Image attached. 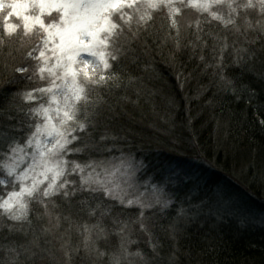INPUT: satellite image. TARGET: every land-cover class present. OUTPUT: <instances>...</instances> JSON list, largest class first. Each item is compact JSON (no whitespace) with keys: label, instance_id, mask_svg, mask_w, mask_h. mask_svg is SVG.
<instances>
[{"label":"snow or ice","instance_id":"obj_1","mask_svg":"<svg viewBox=\"0 0 264 264\" xmlns=\"http://www.w3.org/2000/svg\"><path fill=\"white\" fill-rule=\"evenodd\" d=\"M16 44L30 45L20 63H0V264H152L161 244L148 222L176 201L121 118L158 94L162 55L177 80L181 58L198 57L213 99L251 102L244 77L264 79V0H0V51ZM205 189L174 209L173 242L202 208L235 214L224 188ZM134 233L149 237L151 258L130 250ZM113 235L117 247L101 251Z\"/></svg>","mask_w":264,"mask_h":264},{"label":"trees","instance_id":"obj_2","mask_svg":"<svg viewBox=\"0 0 264 264\" xmlns=\"http://www.w3.org/2000/svg\"><path fill=\"white\" fill-rule=\"evenodd\" d=\"M29 46L16 44L11 55L0 51V63L9 66L20 63ZM164 51L166 54V49ZM205 58H209V49H205ZM179 63L187 80L183 77L177 80V66H169L166 55L160 56L154 62L149 85L154 86L158 94L151 96L148 102L142 100L128 105L121 118V123L135 138L137 158H143L149 165V175L154 172L157 183L168 176L166 167L172 168L179 162L185 165L195 159L206 162L214 172L205 185L239 186L264 208V125L260 123L264 120V79L245 75L244 82L253 92L251 102L247 96L239 101L231 97L213 99L215 88L210 75L204 74L198 66L199 58L183 57ZM256 68L259 70L261 65L257 64ZM193 139L197 141L195 144ZM140 146L143 152L139 151ZM205 185L195 196H190L193 190L186 184L171 188L176 201L174 206L148 222L152 239H159L161 244L158 259L152 258V261L167 264L168 257L176 251V264H264L262 226H238L233 221L221 225L215 220L203 225L198 222L202 218H195L182 227L175 242L170 239L167 226L175 222L174 209L181 203L185 208L200 204ZM204 209L200 213H206ZM205 216L206 219L208 216ZM0 228H4L3 220H0ZM15 235L14 232L12 236ZM132 238L137 243L130 245V249L140 250L151 258L149 237L145 233H134ZM8 242L0 239V244ZM118 243L119 237L113 235L107 242L101 239L98 246L102 251L106 247L111 251Z\"/></svg>","mask_w":264,"mask_h":264},{"label":"rangeland","instance_id":"obj_3","mask_svg":"<svg viewBox=\"0 0 264 264\" xmlns=\"http://www.w3.org/2000/svg\"><path fill=\"white\" fill-rule=\"evenodd\" d=\"M183 161L184 160L182 159V162ZM184 164L185 165H182L181 162H179L178 164L174 165L172 168L166 167V173L168 176L164 177V180L163 179L161 180V183L164 182L165 180L169 181L164 190L166 193H170L172 197H174V195H173V191L171 190V188L181 183L190 186L191 189L193 190L190 196H195V194H197L200 191V189H202L201 186L207 183L208 178H210V176L214 172V168H212L208 163L198 161L196 159L188 161V163H184ZM116 179L119 180L122 178L119 175H117ZM217 186L224 188L230 195L232 201L236 205L235 214L230 217L224 218V219H217L216 215L214 214V210L210 211L208 208H205L204 210L206 213H199L196 216V219L202 218L198 221L200 224L204 225L206 222H211L212 220H215L217 221V223L221 225L229 221H233L237 223L238 226L239 225L241 226V224H243L246 226H249V225L256 226L257 225V226L264 227V221L261 220V217L264 216V208L257 205L254 202V200L249 195H247V193L241 187L236 186V185H228V187L230 188V191L228 190V187H226L225 185H221V184L212 185L211 187L216 188ZM141 191H143V188H141ZM205 214L206 216H208V217L205 216L206 219L203 218ZM151 253L152 252H150V257H151ZM0 255H2V253H0ZM146 257H149V256H146ZM131 259L138 260L139 258H131ZM155 259H158V258L155 257ZM156 262L157 260H155V263L152 261V264H158V262L157 263ZM41 264H47V262L41 261Z\"/></svg>","mask_w":264,"mask_h":264}]
</instances>
